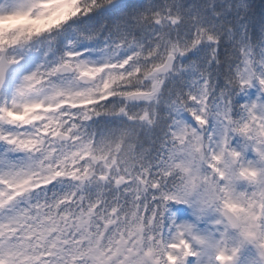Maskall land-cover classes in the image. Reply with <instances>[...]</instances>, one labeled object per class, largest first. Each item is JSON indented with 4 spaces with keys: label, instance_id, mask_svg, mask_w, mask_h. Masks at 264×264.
I'll use <instances>...</instances> for the list:
<instances>
[{
    "label": "snow or ice",
    "instance_id": "obj_1",
    "mask_svg": "<svg viewBox=\"0 0 264 264\" xmlns=\"http://www.w3.org/2000/svg\"><path fill=\"white\" fill-rule=\"evenodd\" d=\"M193 7L0 0V143L27 157L3 159L0 264H264V58L249 46L264 4ZM93 12L99 28L65 29ZM102 114L127 123L97 137L88 122ZM65 179L72 189L49 196Z\"/></svg>",
    "mask_w": 264,
    "mask_h": 264
},
{
    "label": "trees",
    "instance_id": "obj_2",
    "mask_svg": "<svg viewBox=\"0 0 264 264\" xmlns=\"http://www.w3.org/2000/svg\"><path fill=\"white\" fill-rule=\"evenodd\" d=\"M131 2L135 4H142V5L151 7L153 5L163 6L165 3L170 2V0H131ZM206 2H208V0H185L186 4L194 6L191 9V11H196L197 9L195 6H202ZM258 2L260 4H264V0H258ZM200 10L203 11L202 8ZM99 11H103V9ZM96 14H97L96 12H93V13H89L87 16L81 15L79 17L73 18V20L69 21L68 24L65 25V29H67L69 33H73L76 30H83L85 28H99L100 24L104 23L103 20L99 22L89 20V17L95 16ZM157 30H159L158 27H157ZM60 31L63 32L64 30L62 29ZM263 45H264V36L257 34L251 40L249 46L251 47L253 52H256V50H258L259 48H262ZM225 47H230V43L228 41H225ZM221 51L223 52L224 49H221ZM188 55L191 56L193 60H197L196 50H193V52L189 53ZM203 67H205V64L197 63L191 69L192 76L196 75L197 68H203ZM209 70L211 71L212 68L210 67ZM218 73H224V75H219ZM185 75L188 80V86H190L191 83L193 82L192 76H188L187 74ZM212 75L216 80V88L219 91L227 83L225 66H221L217 71H213ZM166 88L173 89L174 91L173 83L171 80L166 81ZM162 96H163V99L161 100V103L156 106V110L159 113L158 119L160 121V125L164 126L168 121V111H169L168 103L170 101L171 95L168 91H164L162 93ZM237 99H239V97H237ZM241 103H242V100H241ZM105 104L107 107H111L113 104H116V103H112L108 101V102H105ZM186 116H188L190 120L194 119V117L191 116L189 113H187ZM88 123L90 125V131H94L97 137H100V136H107L108 134H110V132L113 129L124 127V124L127 123V119L125 117L102 114L99 117H95L93 121H90ZM159 134H160L159 128H156V127H153L152 129H143V130H140L139 132L140 137L144 138L146 143L148 142L147 140L148 137L155 138V136ZM72 187H73V183L71 180H68V179L63 180V182H54L53 185L48 186V189H49L48 195L51 196L53 192H56L58 194L68 192L72 189ZM89 191L95 194L98 191V186L96 184L89 185Z\"/></svg>",
    "mask_w": 264,
    "mask_h": 264
},
{
    "label": "rangeland",
    "instance_id": "obj_3",
    "mask_svg": "<svg viewBox=\"0 0 264 264\" xmlns=\"http://www.w3.org/2000/svg\"><path fill=\"white\" fill-rule=\"evenodd\" d=\"M77 31H80V30H76L74 32H77ZM53 35H55V34H53ZM41 39H42V41H41ZM60 39H61V37H58L57 38V42ZM42 43L43 44H46L47 43V38L46 37H40L37 40H35V41L32 42V44H33L34 47H40L42 45ZM16 51L19 52L21 50L20 49H16ZM253 53H254V55L256 56V58L258 60L261 59V58H264V45L262 46V48H259L258 50H256V52H253ZM85 55L87 56L88 54L85 53ZM89 58L92 59V60H99L100 59V56H99L98 53L93 52L92 55ZM117 101H118V98H112L110 100V102H112V103H117ZM242 103H243V100H242ZM183 115H184V119H186L188 123L193 124L195 126V124H196L195 118L192 119V120H190L189 117L186 116L187 115V112L184 113ZM5 127H11V126L5 125ZM5 156L9 157L12 160H22V159H26L27 158L26 157V154L25 153H22V152H8L7 151V146L4 145L3 143H0V171H3L4 168H5V164L3 163V159H4ZM42 195H43V193H34L33 194V196L36 197V198H39Z\"/></svg>",
    "mask_w": 264,
    "mask_h": 264
},
{
    "label": "water",
    "instance_id": "obj_4",
    "mask_svg": "<svg viewBox=\"0 0 264 264\" xmlns=\"http://www.w3.org/2000/svg\"><path fill=\"white\" fill-rule=\"evenodd\" d=\"M138 103H140V102H138Z\"/></svg>",
    "mask_w": 264,
    "mask_h": 264
}]
</instances>
